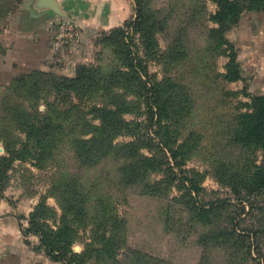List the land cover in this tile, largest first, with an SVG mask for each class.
Instances as JSON below:
<instances>
[{
    "label": "rangeland",
    "instance_id": "374dc122",
    "mask_svg": "<svg viewBox=\"0 0 264 264\" xmlns=\"http://www.w3.org/2000/svg\"><path fill=\"white\" fill-rule=\"evenodd\" d=\"M130 4L132 14L118 26L134 17L136 5L133 0ZM145 8L158 21L165 18L155 31L158 59L144 58L148 73L159 80L175 77L164 81L165 95L173 97H167L173 106L160 122L167 146L156 145L143 99L132 85L116 92L126 101L124 117L140 121L141 129L134 136H117L107 152H81L74 145L89 138L85 113L79 111H85L84 97L72 96L76 105L63 115L61 104L47 90L50 75L28 91L6 90L0 84L1 193L26 226L29 213L42 203L45 224L56 228L63 217L54 184L75 182L87 215L70 247L84 254L85 264H264V191H249L245 185L262 163L264 150L235 140L236 118L250 103L241 91L264 94V10L244 8L226 32L243 76L228 82L223 78L226 47L207 36L208 27L216 26L210 19L217 9L213 1L145 0ZM15 9L0 22V31ZM67 21L60 24L77 28ZM118 26L90 37L87 64H97L104 75L118 65L112 45L104 41ZM80 63L72 71L63 65L46 71L72 76ZM52 97L54 105L48 106ZM93 99L99 101L100 96ZM51 107L61 110L52 116L61 128L50 131L42 148L25 134L24 122L36 108L49 114ZM31 236L23 235L29 250L38 243V237ZM36 252L38 258L29 264H63L42 250Z\"/></svg>",
    "mask_w": 264,
    "mask_h": 264
},
{
    "label": "trees",
    "instance_id": "16d2710c",
    "mask_svg": "<svg viewBox=\"0 0 264 264\" xmlns=\"http://www.w3.org/2000/svg\"><path fill=\"white\" fill-rule=\"evenodd\" d=\"M21 0H0V22L5 20L11 11L17 8ZM135 15L126 21L123 26H118L110 31L104 41L112 45V52L118 65L112 66L104 75L97 64L80 63L75 67L74 75H61L54 71H42L33 69L22 72L13 77L11 83L6 86V90L33 89L37 81H47L43 79L47 75L49 78L48 91L54 94L64 111L63 115L70 114L72 107L76 103L71 101L72 96L85 99V111H79L85 115L84 122L87 124L89 135L85 141H78L74 147L81 148V152L93 150L107 152L112 149L114 139L120 135H133L141 129L140 121L128 120L124 117L126 108L123 107L126 101H122L116 90H128L129 85L135 88L136 94L143 99V112L146 116L149 131L157 139L158 147L167 146V141L160 136V122L162 115L167 112L168 106L172 107L173 100L171 93L165 95L164 81H173L172 75H166L164 79H157L154 74L148 73L145 59H158L159 48L156 41L155 31L162 28L165 18L159 21L156 16L150 14L145 8V0H133ZM217 9L210 16L215 27H208L207 36L216 43L225 45L228 61L223 78L228 82L243 79L242 67L237 58V50L232 41L226 37V32L234 25L244 8L252 10H264V0H211ZM187 36V33H184ZM140 45V46H139ZM175 55L174 53L167 54ZM53 75V76H52ZM176 85V84H172ZM250 97L249 110L242 112L236 118V142H253L264 150V94L248 93L241 91ZM132 94V93H131ZM99 95V101L93 98ZM52 97V98H53ZM166 97V99H165ZM167 97H169L167 99ZM54 98L47 103L54 105ZM127 98V97H126ZM110 99V100H109ZM71 107V108H69ZM60 108L51 107L49 114L37 112V108L32 112L30 118H26L24 124L25 134L33 136L39 146L44 148L45 137L50 131L60 127V122H55L53 114L57 116ZM178 113V111L176 110ZM142 114V112H141ZM61 128V127H60ZM86 128V129H87ZM150 139H152L150 137ZM130 145H132L129 142ZM176 154V150L172 155ZM146 158V157H144ZM1 180V177H0ZM75 182L64 183V181L54 184L61 199L62 221L56 228L46 225L41 203L29 213L28 225L22 228L25 237L36 235L38 243L33 250H42L52 260L62 261L63 264H85L84 254H77L71 251L70 243L76 233V228H80L87 215V207L79 196L77 184ZM247 189L264 191V158L262 163L249 173L245 179ZM2 185L0 183V192ZM79 222V223H76ZM40 264V263H33Z\"/></svg>",
    "mask_w": 264,
    "mask_h": 264
},
{
    "label": "crops",
    "instance_id": "0c3cea01",
    "mask_svg": "<svg viewBox=\"0 0 264 264\" xmlns=\"http://www.w3.org/2000/svg\"><path fill=\"white\" fill-rule=\"evenodd\" d=\"M55 1L59 12L43 5L42 0H23L7 19L0 31L1 85L8 86L18 71H46L54 65L72 71L76 63L89 62L92 34L120 25L134 10L131 0ZM101 4L108 6L106 10L99 7ZM67 20L77 28L60 24ZM66 27L69 31L64 30ZM61 30L63 39L58 37ZM16 215L6 194L0 192V264H29L39 256L23 241L26 221Z\"/></svg>",
    "mask_w": 264,
    "mask_h": 264
},
{
    "label": "water",
    "instance_id": "95a60500",
    "mask_svg": "<svg viewBox=\"0 0 264 264\" xmlns=\"http://www.w3.org/2000/svg\"><path fill=\"white\" fill-rule=\"evenodd\" d=\"M43 5L52 9L53 11L59 12V7L55 0H42Z\"/></svg>",
    "mask_w": 264,
    "mask_h": 264
},
{
    "label": "built area",
    "instance_id": "2783aa9c",
    "mask_svg": "<svg viewBox=\"0 0 264 264\" xmlns=\"http://www.w3.org/2000/svg\"><path fill=\"white\" fill-rule=\"evenodd\" d=\"M64 30L69 31V28L66 27ZM64 30H61V31L58 33V37H59V39H63V35H64L63 31H64ZM71 35H73V34H71ZM71 35H69V36L71 37ZM70 37H69V38H70ZM57 40H58V39H57Z\"/></svg>",
    "mask_w": 264,
    "mask_h": 264
}]
</instances>
